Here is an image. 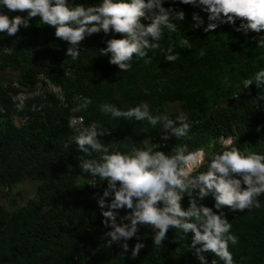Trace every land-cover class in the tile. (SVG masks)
I'll return each mask as SVG.
<instances>
[{
    "label": "trees",
    "instance_id": "trees-1",
    "mask_svg": "<svg viewBox=\"0 0 264 264\" xmlns=\"http://www.w3.org/2000/svg\"><path fill=\"white\" fill-rule=\"evenodd\" d=\"M70 2L87 6L99 0ZM163 6L185 13L184 20L177 22L180 31L166 33L160 42L161 49L175 46L178 59L168 62L160 49L149 50L151 63L134 58L126 72H120L99 51L107 39L119 38V34L100 32L86 37L79 45V58L73 61L66 56L68 43L57 38L53 28L42 25L39 17L15 36L0 33V74L5 78L0 82V104L5 109L0 113V264H200L189 246L191 234L182 242L175 239L179 229H169L168 239L157 248L151 228L142 226L138 236L145 248L135 258L131 256V247L138 242L135 237L127 241L128 252L118 244L110 245L105 235L109 229L101 223L104 218L96 199L106 186L93 189L88 184L91 176L80 171L76 159L84 154L76 149L71 140L74 133L67 127L71 110L85 97L91 104L75 113L86 124L99 122L106 133L99 137L102 143L122 152L146 148L150 141H157L162 145L158 150L169 154L183 144L190 151L204 148L206 162L199 171L206 170L207 158L222 151L227 137L241 151L264 155V86L243 87L245 80L255 81V75L264 70V44H259L264 31H237L242 23L237 18L235 24L217 21L216 29L206 32L210 21L199 7L180 0H164ZM0 13L27 15L3 6ZM194 13L203 21L199 28L193 27ZM184 35L191 48L180 46ZM8 72L12 75L6 80ZM37 73L63 87L66 106L47 94L23 100L24 109L17 110L7 95L13 89L8 85L14 80L32 89ZM142 101L153 115L174 119L179 112L187 113L191 123L187 137L158 139L165 132L162 124L152 127L147 120L115 118L100 107L107 102L126 111ZM171 104L178 108L169 110ZM17 117H27L26 122L17 125ZM24 180L33 181L34 193L19 203L21 193H12V187ZM197 203L213 207L215 201L209 195ZM181 204L187 208L189 197ZM260 204L244 211L221 209L239 238L236 245H229L235 264H264V195ZM126 211L118 210V220ZM205 255L208 264L213 259L223 264L214 254Z\"/></svg>",
    "mask_w": 264,
    "mask_h": 264
},
{
    "label": "clouds",
    "instance_id": "clouds-1",
    "mask_svg": "<svg viewBox=\"0 0 264 264\" xmlns=\"http://www.w3.org/2000/svg\"><path fill=\"white\" fill-rule=\"evenodd\" d=\"M180 2L199 7L207 13L210 22L204 28L206 32L215 30L217 21L235 24L237 18L242 21L237 31L244 34L264 31V0ZM163 4L164 0H99L87 6L70 0H0V6L9 12L27 13L26 16L11 17L0 13V33L15 36L21 27H29L31 19L39 17L42 25L53 28L55 36L68 43L66 56L73 61L79 58V45L86 37L100 32L119 34V38L107 39L106 47L99 51L101 55L109 56V63L116 65L120 72H126L132 67L134 58L151 63L149 50L160 49L168 62L178 59L175 46L161 49L160 42L166 33L180 31L177 22L184 20L185 13L165 8ZM192 19L196 22L194 28L203 23L195 13ZM179 44L192 47L185 35ZM259 44H264V36ZM204 54L201 49L200 56ZM252 84L258 88L264 86V70L255 75V81L245 80L243 87L248 88ZM79 99L82 103L71 110L73 113L85 110L92 102L90 98ZM16 107L22 111L25 104L21 101ZM100 107L101 111L115 118L147 120L152 127L162 124L165 132L158 139L169 136L184 138L191 130L187 113L179 112L174 119L168 115H153L147 102L142 101L126 111L107 102ZM67 127L74 133L71 140L75 142L76 149L84 154L76 159L80 171L91 176L87 179L88 184L92 178H99L107 184L96 199L104 218L101 223L109 229L105 235L110 238V245L118 244L123 252H128L127 241L135 237L138 242L131 247V256L135 258L145 248L138 236L142 226L151 228L153 245L157 248L168 239L169 229H179L175 239L182 242L191 234L189 246L200 264H208L207 253L214 254L223 264H235L229 245H236L239 238L231 232L232 225L221 209L244 211L261 207L264 155L241 151L234 146L235 141L227 137L222 141V151L207 158L206 170L199 171L206 162L204 148L190 151L187 144H183L169 154L158 150L162 145L150 141L146 148L133 147L122 152L102 143L99 137L106 133L101 131L99 122L85 126L83 118L72 115ZM65 147L69 144L65 143ZM94 153L97 155L93 156ZM91 184L95 186L97 183ZM209 195L214 198L216 211L213 207L197 203L198 199ZM185 196L189 197L187 208L181 204ZM108 197L111 199L106 200ZM105 208L108 210H103ZM121 209L127 211L118 220V210ZM211 264H216V260L213 259Z\"/></svg>",
    "mask_w": 264,
    "mask_h": 264
},
{
    "label": "built area",
    "instance_id": "built-area-1",
    "mask_svg": "<svg viewBox=\"0 0 264 264\" xmlns=\"http://www.w3.org/2000/svg\"><path fill=\"white\" fill-rule=\"evenodd\" d=\"M6 50V47H4ZM4 85H7L6 83ZM13 89L8 91L9 100L17 105L23 100L31 99L34 97H46L47 94L55 95L56 99L58 100L59 104L66 106V96L64 94V89L61 85L54 84L49 78H47L43 73L36 74V83L32 89H28L24 86H21L17 81H11L8 85ZM5 112L4 107L0 104V113L3 114ZM77 117L83 118V123L85 126L89 125L86 124L84 121V117L80 114L73 113ZM27 117H17L14 119V122L19 125L26 122ZM167 135H165L166 137ZM153 144H157V142H153ZM97 183L93 186L91 183ZM91 188H101L103 186H107L106 182H101L99 178H92L89 181ZM86 264V263H83Z\"/></svg>",
    "mask_w": 264,
    "mask_h": 264
},
{
    "label": "rangeland",
    "instance_id": "rangeland-1",
    "mask_svg": "<svg viewBox=\"0 0 264 264\" xmlns=\"http://www.w3.org/2000/svg\"><path fill=\"white\" fill-rule=\"evenodd\" d=\"M7 78L6 80L10 79V75H12V73L9 74V72L7 74ZM4 75V76H5ZM169 110H175L178 108L177 104H171L170 106L167 107ZM20 191L21 193V199L19 201V203H23L24 200L29 197L32 196L34 193V183L33 181H29V180H24L22 182H19L17 184H15L12 187V193ZM0 202H3L2 198H1V192H0Z\"/></svg>",
    "mask_w": 264,
    "mask_h": 264
},
{
    "label": "crops",
    "instance_id": "crops-1",
    "mask_svg": "<svg viewBox=\"0 0 264 264\" xmlns=\"http://www.w3.org/2000/svg\"><path fill=\"white\" fill-rule=\"evenodd\" d=\"M5 78L2 77V75L0 74V82L4 81Z\"/></svg>",
    "mask_w": 264,
    "mask_h": 264
}]
</instances>
